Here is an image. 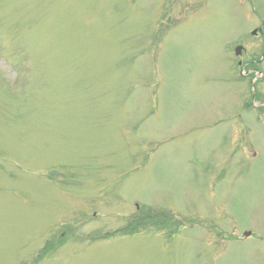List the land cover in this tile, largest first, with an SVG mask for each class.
I'll use <instances>...</instances> for the list:
<instances>
[{
  "label": "rangeland",
  "instance_id": "374dc122",
  "mask_svg": "<svg viewBox=\"0 0 264 264\" xmlns=\"http://www.w3.org/2000/svg\"><path fill=\"white\" fill-rule=\"evenodd\" d=\"M0 264H264V0H0Z\"/></svg>",
  "mask_w": 264,
  "mask_h": 264
}]
</instances>
